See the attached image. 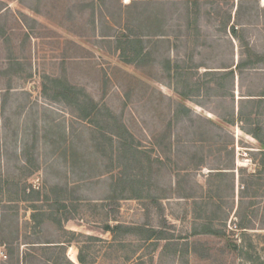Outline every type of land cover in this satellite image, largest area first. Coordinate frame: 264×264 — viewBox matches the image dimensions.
I'll list each match as a JSON object with an SVG mask.
<instances>
[{
    "label": "rangeland",
    "instance_id": "obj_1",
    "mask_svg": "<svg viewBox=\"0 0 264 264\" xmlns=\"http://www.w3.org/2000/svg\"><path fill=\"white\" fill-rule=\"evenodd\" d=\"M263 8L0 0V264H245L194 229L204 217L234 226L241 183L263 158L224 120L243 108L264 140V60L235 67L264 56ZM120 34L142 40L144 59L120 60ZM248 210L245 241L264 257V196Z\"/></svg>",
    "mask_w": 264,
    "mask_h": 264
},
{
    "label": "trees",
    "instance_id": "obj_2",
    "mask_svg": "<svg viewBox=\"0 0 264 264\" xmlns=\"http://www.w3.org/2000/svg\"><path fill=\"white\" fill-rule=\"evenodd\" d=\"M192 1L197 4L199 0H192ZM242 1H245V0H242ZM199 16H200L199 12H195L194 18L196 21L199 19ZM229 17H230V13H229ZM230 30H231L232 36H236V37L238 36L236 25H231ZM116 41L118 42V48L120 50L119 58L121 61L125 63H133V62L137 63V62H140L142 59H144L145 54H142L143 52L142 47H139V43L142 42L140 38H137V37L131 38V37H128V35L120 34V35H116ZM263 60H264V56H258V55L253 56V57L250 56L248 61L240 59V61L235 65V67L238 69H241V68L246 67L248 64L253 65ZM166 62H167L166 66L169 67L170 59L167 58ZM223 68H225L224 74L226 75V77H231V80H232L234 72H233V69L231 68V65H225L223 66ZM206 72H213V71L208 70ZM49 80L52 83H54L55 86H56L55 83L59 81V79L57 78H50ZM64 87H65L64 88L65 91H70V93H68L69 95L72 94L71 96L73 98L74 96L76 97V94L71 92V90L74 89V87L70 86L69 84ZM259 95L264 96V93H261ZM248 99L251 100L252 98H248ZM259 99H263V98H259ZM250 100H248V102ZM180 107L182 110H186L187 112H189V109H187L188 107H186L185 105L181 104ZM92 113H93V106L91 104V109L89 111H85V114L83 116H87L88 114H92ZM249 118H250V112H245L243 108H241L238 111L236 117L233 116L229 119L226 118L224 120L228 124L237 123L241 130L245 131L248 134H251L264 147V140L261 138V136L258 133V130L260 128L258 127V128L253 129V128H249L245 126V123L246 124L249 123L250 121ZM259 152L263 154V158L261 159L260 163H258V167L249 174L250 179L248 181L244 180L241 183V187L239 189L240 200H239L238 207L235 211L237 219H236V222L234 223V226L231 229H229V231H227L226 229L220 226L218 227L214 225L213 223L214 219L208 218L209 220H207L204 217V220L202 221V223H199L197 227H195L194 229V233L196 234L206 233V234H209L215 237L225 239L226 247L229 249V251L235 253L237 256L240 255V257H242V259L245 261V264H264V257L260 256L256 252L253 244H251L250 242L246 243L245 241L246 237L249 236L247 229L251 228V219L249 218L250 216L249 212L251 211H249L248 208L253 207L255 205V201L258 197L264 196V181H263L264 179V176H263L264 175V149L259 150ZM225 173H226L225 171H214V172L211 171L209 175L210 176L212 175L221 176V175H224ZM198 218L200 217L198 216ZM120 227L121 225H115L114 227H110L109 225H106L105 228L107 230H113L115 228H120ZM231 231L240 232L243 241L241 243H237V240L235 238H232L230 235H228ZM154 233H156V231L152 230L149 236L153 235ZM1 244H4L6 247H8L5 253L6 257L10 260L11 259L13 260L14 251H13V248L11 247L12 246L11 243H8L5 238H2ZM191 246L195 253L200 254L199 251H197L195 244ZM201 255L203 256V254H200V256ZM22 258L25 260L27 258V253L22 255ZM78 260L80 263L84 262V259L80 254H78Z\"/></svg>",
    "mask_w": 264,
    "mask_h": 264
}]
</instances>
